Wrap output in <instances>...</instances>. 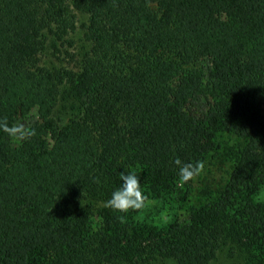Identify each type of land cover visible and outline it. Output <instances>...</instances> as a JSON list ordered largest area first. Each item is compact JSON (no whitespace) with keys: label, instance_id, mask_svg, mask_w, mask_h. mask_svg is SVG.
<instances>
[{"label":"trees","instance_id":"1","mask_svg":"<svg viewBox=\"0 0 264 264\" xmlns=\"http://www.w3.org/2000/svg\"><path fill=\"white\" fill-rule=\"evenodd\" d=\"M78 13V69L41 66L46 36L71 44ZM62 100L79 108L64 124ZM177 158L225 178L158 224L106 206L121 171L145 205L187 201ZM262 193L264 0H0V264H210L224 247L264 264Z\"/></svg>","mask_w":264,"mask_h":264},{"label":"rangeland","instance_id":"2","mask_svg":"<svg viewBox=\"0 0 264 264\" xmlns=\"http://www.w3.org/2000/svg\"><path fill=\"white\" fill-rule=\"evenodd\" d=\"M154 14H157V7L155 4L151 5ZM86 16L84 14H77L76 28L73 32L68 34L71 44L56 42V48L53 47V36H46V43L44 48L38 53V62L41 66L48 68H60L67 67L77 70L80 65V59L89 47V42L85 39L82 23L85 21ZM204 70V67H203ZM206 72V67H205ZM203 106V102H200ZM38 111L32 110L27 116L21 118L15 124L14 136L17 140L21 139L26 132V128L37 120ZM54 116L58 119L59 123H66L73 115L79 114V108L77 104L71 101H60L54 108ZM48 143L51 145L49 139ZM226 167L218 166L213 163L212 160H206L204 163L203 171L194 177L193 191L187 201L179 202H163L152 201L148 202L137 213V221L146 220L148 225L161 223L168 220L173 214H182L189 204H196L205 198L207 192L211 188H215L217 184L222 182L225 178ZM261 198H264L262 193ZM83 206L91 207L94 213L97 212L102 206L105 205V201L101 198L86 197L81 201ZM157 262V263H156ZM156 264H163L161 261H156ZM154 263V264H155ZM165 264V263H164ZM210 264H240L239 260L230 254V249L227 247L221 248L216 257Z\"/></svg>","mask_w":264,"mask_h":264},{"label":"clouds","instance_id":"3","mask_svg":"<svg viewBox=\"0 0 264 264\" xmlns=\"http://www.w3.org/2000/svg\"><path fill=\"white\" fill-rule=\"evenodd\" d=\"M174 163L178 167V177L181 182L189 181L204 169V162L199 160L184 162L177 158ZM120 179L121 185L112 191L106 206L121 213L143 208L147 196L141 187L139 176L134 171H121Z\"/></svg>","mask_w":264,"mask_h":264}]
</instances>
